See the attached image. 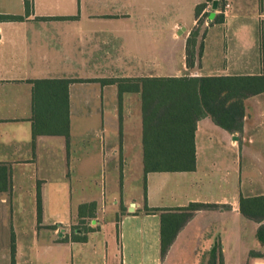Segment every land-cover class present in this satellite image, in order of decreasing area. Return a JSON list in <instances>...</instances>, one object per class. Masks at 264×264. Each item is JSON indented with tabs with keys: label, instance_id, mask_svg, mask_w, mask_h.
Segmentation results:
<instances>
[{
	"label": "crops",
	"instance_id": "crops-1",
	"mask_svg": "<svg viewBox=\"0 0 264 264\" xmlns=\"http://www.w3.org/2000/svg\"><path fill=\"white\" fill-rule=\"evenodd\" d=\"M184 76H264V0H0V264H200L216 243L225 264H264L261 224L241 212L264 197V92L243 100L239 131L197 121L194 170L145 172L131 87ZM35 112L57 133L34 138ZM193 203L218 207L163 257V219Z\"/></svg>",
	"mask_w": 264,
	"mask_h": 264
},
{
	"label": "trees",
	"instance_id": "trees-1",
	"mask_svg": "<svg viewBox=\"0 0 264 264\" xmlns=\"http://www.w3.org/2000/svg\"><path fill=\"white\" fill-rule=\"evenodd\" d=\"M205 7L206 4H201L196 8L197 27L187 40L188 67L194 65V49L203 17H209L208 14H203ZM221 19L222 17L218 16L215 21ZM202 48L201 44L200 53ZM59 83L64 84L65 104H67L68 82ZM131 88L142 93L145 172L191 171L195 169L194 136L197 121L210 115L224 129L231 132L241 130L244 115L243 100L264 92V76L146 78ZM34 121V138L45 132L57 133L56 131L59 130L56 129V118L49 123V120L41 119L35 112ZM62 127H64V135L68 137V122L66 121ZM217 207V205L193 203L183 209V213L172 215L167 224L163 219L162 256L166 255L180 228L196 211ZM41 209L39 196V218ZM95 211V204L83 205L80 207L79 216L93 218ZM157 211V209H146L148 213ZM241 212L247 218L261 224L257 236L259 241L264 243V197L243 198ZM208 256L207 264H225L220 244H214Z\"/></svg>",
	"mask_w": 264,
	"mask_h": 264
},
{
	"label": "rangeland",
	"instance_id": "rangeland-1",
	"mask_svg": "<svg viewBox=\"0 0 264 264\" xmlns=\"http://www.w3.org/2000/svg\"><path fill=\"white\" fill-rule=\"evenodd\" d=\"M85 222H88V221H85ZM79 226L82 227V228H87V227H85L84 223H82V221L79 222ZM229 258L230 259H234L235 256L231 253V254H229ZM208 260H209V256H203L200 264H207L208 263Z\"/></svg>",
	"mask_w": 264,
	"mask_h": 264
},
{
	"label": "water",
	"instance_id": "water-1",
	"mask_svg": "<svg viewBox=\"0 0 264 264\" xmlns=\"http://www.w3.org/2000/svg\"><path fill=\"white\" fill-rule=\"evenodd\" d=\"M214 9H217V4L216 3H214ZM212 17H213V14H212Z\"/></svg>",
	"mask_w": 264,
	"mask_h": 264
}]
</instances>
